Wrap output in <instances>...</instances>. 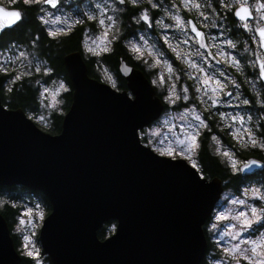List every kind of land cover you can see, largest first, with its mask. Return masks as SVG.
I'll list each match as a JSON object with an SVG mask.
<instances>
[{"label": "clouds", "instance_id": "clouds-1", "mask_svg": "<svg viewBox=\"0 0 264 264\" xmlns=\"http://www.w3.org/2000/svg\"><path fill=\"white\" fill-rule=\"evenodd\" d=\"M8 4L0 3V39L23 29L27 40L0 48V71L34 77L28 83L36 90V107L11 113L47 138L53 137L25 114L46 132L59 130V138L56 114L66 112L64 125L78 89L65 63L70 56L82 81L130 104L139 78L154 109L132 128L137 148L217 189L196 224L199 246L189 264H264V0H29L12 10ZM77 31L80 38L66 48L62 37ZM42 34L52 37L45 44L62 67L41 55ZM5 214L19 264H57L44 238L55 206L43 189L0 183ZM120 224L118 217L99 220L95 242L115 238ZM14 241L37 258L20 259Z\"/></svg>", "mask_w": 264, "mask_h": 264}, {"label": "water", "instance_id": "water-1", "mask_svg": "<svg viewBox=\"0 0 264 264\" xmlns=\"http://www.w3.org/2000/svg\"><path fill=\"white\" fill-rule=\"evenodd\" d=\"M65 63L78 89L59 138L61 132L43 131L25 115L53 138L38 134L11 113L21 108L5 109L0 99V183L21 181L49 195L55 214L44 238L57 264H189L199 246L196 224L215 198V185L137 148L132 128L154 109L139 78L133 81L137 102L130 104L82 81L75 56ZM109 217L120 219L119 233L97 244L93 228ZM3 224L8 227L0 215V261L19 264Z\"/></svg>", "mask_w": 264, "mask_h": 264}, {"label": "trees", "instance_id": "trees-1", "mask_svg": "<svg viewBox=\"0 0 264 264\" xmlns=\"http://www.w3.org/2000/svg\"><path fill=\"white\" fill-rule=\"evenodd\" d=\"M34 7V5H32ZM28 7V6H25ZM63 39L67 40L69 43L65 46L66 48L70 47L71 45H74L76 41L80 38L79 31L76 33H68L66 36L62 37ZM52 37H50L47 34L41 35V55L45 56V58L49 59V61L56 67H62L63 66V60L60 55H58L54 49L49 48L46 46L45 41L51 40ZM27 38L24 36V30L21 29L17 32H12L11 34L5 35L2 39H0V48L4 47L8 42L11 41H18L20 43H25ZM34 77H27L22 78L21 80L13 83L10 85L12 91L9 93L8 88L7 90L3 89L4 86L1 85L0 90V98L3 104L7 105L8 107H20L23 109L25 105H32L33 107H36L35 102V95L36 90L32 88V86L28 83L29 80H32ZM3 81V80H2ZM9 96L12 97L11 100H9ZM17 109V108H16ZM57 120V128L60 129L61 126V120L62 115H56ZM57 132L54 133H58ZM52 133V132H50ZM53 133V134H54ZM7 222L8 227L10 228L11 225L9 224L8 215H2ZM14 247L16 248L15 241L13 242ZM17 249V248H16ZM23 259H29L33 260L29 257H22Z\"/></svg>", "mask_w": 264, "mask_h": 264}, {"label": "rangeland", "instance_id": "rangeland-1", "mask_svg": "<svg viewBox=\"0 0 264 264\" xmlns=\"http://www.w3.org/2000/svg\"><path fill=\"white\" fill-rule=\"evenodd\" d=\"M3 0H0V3H2ZM29 6V0H18V2H16V0H9V4H8V7H19V6ZM18 42V41H16ZM20 43V42H19ZM0 63H3L2 61H0ZM9 66H11V62L9 61ZM2 72H9V71H2ZM11 76L9 78V80L7 82H5V87L6 89L13 83L19 81L20 79L22 78H27V77H30V76H17L16 73L14 71L10 72ZM45 75V78H47V75L48 74H44ZM34 79V78H33ZM64 113H62L61 115H63ZM56 115H59V114H56ZM37 123V122H36ZM39 125V124H38ZM40 126V125H39ZM172 157V156H170ZM193 166V165H192ZM20 215H31V213H28V212H24V211H21ZM37 215H39V213H37ZM24 247L26 246H21V248L23 249ZM28 255H30L33 260L37 258V253H32L31 251H27L26 252Z\"/></svg>", "mask_w": 264, "mask_h": 264}, {"label": "flooded vegetation", "instance_id": "flooded-vegetation-1", "mask_svg": "<svg viewBox=\"0 0 264 264\" xmlns=\"http://www.w3.org/2000/svg\"><path fill=\"white\" fill-rule=\"evenodd\" d=\"M9 76H11V74H10V72H2V71H0V83L2 82V80H3V82L5 81V80H7L8 78H9ZM0 90H1V87H0ZM3 104V103H2ZM7 109H16V108H20V107H8L7 105H5V104H3ZM54 134H56V133H54ZM22 257H26V255H24L23 254V256Z\"/></svg>", "mask_w": 264, "mask_h": 264}]
</instances>
